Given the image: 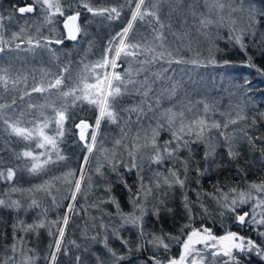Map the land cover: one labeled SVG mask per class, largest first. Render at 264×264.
I'll use <instances>...</instances> for the list:
<instances>
[{"label":"trees","instance_id":"trees-1","mask_svg":"<svg viewBox=\"0 0 264 264\" xmlns=\"http://www.w3.org/2000/svg\"><path fill=\"white\" fill-rule=\"evenodd\" d=\"M221 2L225 5L223 10L217 8L209 10L205 0L161 2L159 15L165 26L164 49H160L158 42L153 39L155 36L153 27L158 29L159 25L155 24L151 17L135 22L133 30L129 33L130 43H148L156 47L157 51H171L173 60L189 61L180 64L173 62L169 65L167 60H157L145 66V71L140 74L139 79L143 80L147 76L150 83L155 81L150 99L154 100L155 97L163 94L162 103L158 106L155 115L158 116L164 109L174 107L177 112L181 110L185 112V122L199 117L206 119L209 124L214 122L220 124V128H212L206 133L212 140L210 145L215 146V152L210 159L206 160L204 157L205 142L192 143L191 151L182 148L177 153L175 167L180 169L181 178H184V172L179 161H190L186 185L181 188L179 185L169 187L164 183V177L167 176L168 169L173 167V161L165 160L162 164L153 163L150 158L151 148L142 149L139 152L137 159V163L141 165L139 169L128 167L130 164L128 151L137 133L140 139L136 142L143 144L144 130L149 129L150 125L153 128L156 127L152 112H149L139 124L135 122V115L131 118L132 123H128V113L123 109L139 103L141 99L139 96L125 95L120 98L117 104V109L120 110L119 121L115 124L107 120L102 121L97 147L89 155L83 142L79 140V130L75 128V124L79 123L80 119H87L94 125L97 110L86 102H77L75 106H72V98L65 101L61 95L63 91L73 88L82 76L89 75L83 72L84 66H91L100 60L109 46V41L128 22L131 11L127 0H90L91 6L98 9L123 5L121 17L112 21L107 19L106 14L94 16L89 13L82 7L80 0H63L64 15L56 14L51 23L45 21L44 17L47 13L38 5L34 13L19 14L15 11L18 6L23 3H33V0H0V16L4 17L0 21L3 24V28H0V49H2L0 54H3L0 57V69L4 72L0 74H6L9 77L7 91L0 83V103L11 104L15 100V105L7 110V115L13 120L18 119L20 127L29 129L38 127L44 118L48 117L49 127L45 129V132L48 135H55V113L49 105L54 104L56 108H62L67 103L69 106V119L64 125L65 135L58 140L57 144L60 154L66 159L49 164L38 173L28 171L32 161L21 154L25 150L33 151L37 156L45 153L42 158L46 159L47 149L37 147L41 141L36 137L26 140L16 136L0 121V169L5 172V175L9 167L15 171L12 181L0 179V198L6 201L5 205H0V264H4L5 257L11 254L6 249L13 243V224L23 221L24 225H27L39 223L41 220L45 221V227L30 232L17 228L16 234L24 238L25 248L33 250L31 254L36 256V264H49L52 250L50 245L54 247V236L58 235L57 226L52 222L56 221L63 226L65 214L69 215V222L65 226L63 248L57 257L58 264H77V256L81 258L80 264H97V255L102 257L104 264H140L142 261H148L154 251L146 249L147 244L139 237L135 227L122 225L116 206L110 201L111 197H114L123 212L127 213L132 211L129 197L135 196L141 182L152 186L154 196L151 195L144 201L145 231L160 233L163 230L176 235L179 234L180 225L188 221V212L184 207L185 195L194 220L200 218L199 220L202 221L196 220L193 225L201 226V223L207 221L204 213H210L214 219L218 216L219 205L213 199V195H210L216 194L217 185L227 192L232 187L247 190L249 184L264 181V139H261L264 138V15H261L264 13V0H221ZM233 8L237 11L232 12ZM77 11L80 12L78 24L81 26V31L78 39L70 41L64 37L61 22L67 13L75 14ZM202 18L211 20L214 25L211 23L207 26L202 25L200 23ZM233 20L236 21L235 24L232 23ZM115 24L117 26L119 24L120 27ZM22 27L25 29L23 32H21ZM241 29H244L243 43L246 46L243 49L235 39H230L232 36L241 35ZM12 30L19 35L14 38L13 33L11 34ZM24 33L32 35L33 39V53H27L26 56L17 53V45L25 48L21 45L26 41L23 39ZM83 33H86V36ZM173 33L181 38L177 39ZM56 39H60L62 43L56 44ZM36 41H39V45ZM53 50L57 55L56 58L44 60L42 51L45 54H52ZM144 59H151V56L140 55L137 60L122 56L116 70L123 73L124 69L130 65L133 69L139 68L138 61ZM193 59H196L198 63H190ZM209 60H214L215 63H210ZM16 64H19L21 68ZM231 65L237 67L234 74L227 75V79L217 77L223 71V66ZM188 67L192 71L187 77ZM64 68H68V72L64 73V82L59 89L43 93L32 91L34 86L45 87L49 80L54 81ZM34 70H36L35 73ZM29 72H31L30 75H28ZM24 73L29 83L25 76L23 77ZM157 74H161L160 79H157ZM41 75L43 78L46 76L45 82ZM101 75H103L102 72ZM199 75H205V80H201V83L206 85L205 89L202 84H198ZM30 78L41 81V85L36 79ZM13 80H17L18 83L13 85L11 83ZM245 80L248 83H245ZM88 82H95L93 75H89ZM42 83H45V86ZM173 84L176 85L175 95H171L170 92ZM242 86H248L249 94ZM223 87L226 88L227 97H221ZM165 89L169 91L165 92ZM202 97L206 98L202 102L203 106L200 104ZM29 104L36 107L29 108ZM231 104L237 106L236 114L231 112ZM41 105L44 107H40ZM205 105L209 108L207 113H205ZM238 116H243L244 119L240 120ZM232 120L237 122L230 123ZM225 124L228 125L227 128L224 127ZM178 126L179 122H177ZM222 132L228 139L221 135ZM124 133L127 135L125 136ZM248 137L253 138L251 143ZM170 138L171 133L165 127L159 134L158 143L163 144ZM117 139H123V145L128 147L116 146ZM190 139L195 140V137ZM229 146L238 153L235 158L229 157ZM104 149L108 150L107 158ZM113 152L116 153V161H123L116 164L115 171L109 163ZM51 155L55 160V153L52 152ZM85 155H89L87 163L84 160ZM81 166L85 169V180L82 182L81 193L77 195L75 201H72L69 189L74 185L70 186L63 179L54 178L62 177L69 170L75 172L74 178H79ZM197 167L203 173L202 175L196 172ZM97 168H100V172H97ZM157 173L162 175L157 177ZM88 177H91V188H89ZM157 180L160 182L158 189L155 188ZM46 181L49 184H45ZM38 185H45L44 190H37ZM13 188L17 190L12 191ZM160 199L164 200V204L161 205L159 219H157L153 215V210ZM13 200L19 201L21 206L8 207L7 205ZM32 200H36L39 207H29ZM69 203L74 204L71 212L68 210ZM168 209L172 211L169 212ZM224 215L227 216V213ZM224 215L220 216L219 213V219H225ZM102 224L107 227H101ZM212 225L215 227L213 223ZM238 227L239 225L237 226L235 222L229 224L231 230L247 235L246 231H241L237 229ZM261 228L264 230V226ZM113 230L118 231L119 238ZM215 230L217 232L219 228ZM50 232L53 235H50ZM93 237L96 239L93 240ZM105 237H107L108 247L112 248L117 256H123V260L114 261L104 247ZM122 239L129 242L127 246L121 242ZM137 245H143V247L137 251ZM173 245L174 248L169 254H164L161 250L160 254L166 257L174 256L173 251L175 249L179 251V245L175 243ZM94 253L96 255H93ZM236 255L243 256L240 258L242 264H253L252 261H245L244 258L250 260L256 258L244 253ZM132 258L135 259L131 260ZM261 262L264 264L262 260Z\"/></svg>","mask_w":264,"mask_h":264},{"label":"snow or ice","instance_id":"snow-or-ice-1","mask_svg":"<svg viewBox=\"0 0 264 264\" xmlns=\"http://www.w3.org/2000/svg\"><path fill=\"white\" fill-rule=\"evenodd\" d=\"M161 2H168V0H156V2H151V0H127L129 10L131 11V17L128 20V23L123 27L119 32L116 33L114 37L109 41V46L105 49V52L102 58L96 61L91 66L85 65L83 72L93 75L95 82L89 83V75H84L79 80V82L70 90L63 91L61 93L62 97L67 101L68 98H72V106H75L77 102L94 106L97 110V115L95 118V123L90 124L87 119H80L79 123L75 124V128L79 130V140L83 142L84 147L87 149V153L90 155L94 152V149L97 147L98 141V132L101 126L102 121L107 120L111 123H117L120 119V110L117 109V104L120 102V98L125 95H136L141 99L139 103H134L124 108L123 111L128 113V123H132V116H136V123H140L142 119L146 118L149 112L154 114V119L156 122V127L149 126V129L144 130L143 144H139L140 139L139 133L134 138V142L131 145V149L128 151V157L130 164L128 167L139 169L140 164L137 163L138 154L142 149L151 148L152 155L151 160L153 163L160 164L165 160L171 159L173 161V167L168 169V175L164 177V183L169 187L173 185H179L181 188H184L187 181V175L190 171L189 160L179 161L183 167L184 178H181L180 169L175 167L177 163V153L182 148H187L191 151L190 144L196 143L198 141L203 142L205 139L206 133L212 128H220V124L211 123L209 124L204 118H196L186 121L185 112L183 110L177 112L174 107L164 109L160 115L156 116L155 112L157 111L158 106L161 105L163 94L155 97L154 100L150 99L154 90L155 81L151 83L146 76L143 80L139 79L141 73L145 71V66L156 62L157 60H167L169 65L173 62L187 63L183 59L173 60V53L171 51H157L156 47L149 45L148 43H130L129 42V33L133 30L134 24L137 21H144L148 17L154 19L155 24L159 25V28L153 27L155 33L154 41L158 42L159 48H165V36L163 34L164 24L160 20L159 15V5ZM179 2V0H177ZM80 3L84 9L89 13L95 15H107L109 21L117 20L121 17V11L123 5L117 7H105V8H94L91 6L90 0H80ZM206 7L211 10L212 8H217L223 10L225 5L221 0H205ZM39 6L47 15L44 17L45 21L51 23L56 14L64 15L63 0H33V3L26 4V6L19 7L15 9L20 14L25 13H34L36 6ZM134 5V7H132ZM71 7V5H69ZM79 6V5H78ZM237 11L233 8L232 12ZM255 11L254 9L252 10ZM195 15V12H193ZM264 15V13H261ZM80 16V12L77 11L75 14L67 17L64 27L68 29L69 38L72 40L77 39V33L81 31V28L76 25V21ZM11 15L9 19H11ZM4 19L3 16H0V21ZM254 19V17H253ZM69 22H72V27H69ZM211 20L202 18L200 23L204 26L211 23ZM233 24L236 23L235 20L232 21ZM151 26V24H150ZM170 27V26H169ZM0 28H3V24L0 23ZM25 29L21 28V32ZM235 31V29H232ZM241 35H235L230 37V39H235L236 43L240 45L243 49L246 46L243 43V33L244 29H241ZM19 33H13V37L18 36ZM173 35L177 36V39L181 37L176 33ZM118 41V43H117ZM28 43L31 45L33 39L28 38ZM39 45V41H36ZM56 44L62 43L60 39L55 40ZM19 47V45H17ZM2 51V49H0ZM140 55L151 56V59L139 60L140 67L133 69L130 65L127 69H124L123 73L117 71L119 67L118 61L121 57H131L133 60H137ZM211 55V50H210ZM251 58H249L250 60ZM210 63H215L214 60H209ZM192 64H197L198 61L193 59L190 61ZM227 63V61L225 62ZM249 66L254 67V65L249 64ZM111 69V71H109ZM257 71H261L257 69ZM4 70L0 69V73H3ZM68 72V68H64L59 76L54 81H49L47 88L44 87H34L33 92L43 93L52 89H59L64 82V73ZM101 72L103 75H101ZM161 74H157V79H160ZM0 83L4 85L5 91H7L9 77L6 74H0ZM13 85L18 83L17 80L11 81ZM245 83H248L245 80ZM165 92L169 91L168 89L164 90ZM176 85L173 84L170 89L171 95H175ZM171 98V97H169ZM15 105V100L11 104H2L0 103V121L6 126L7 130H10L11 133L15 134L18 137L23 139H32L36 137L41 142L37 145L38 148H46L48 151L47 158L44 159L45 153H41L39 156L34 155L33 151L25 150L22 152L24 158H30L32 163L31 167L28 169L30 173H38L44 170L49 164L58 163L66 159L65 156L60 154V150L57 146L58 140L65 135V121L69 119L68 115V104L65 103L62 108H56L53 105L52 107L55 116V125H56V134L48 135L45 132V129L49 127V118L45 117L43 122H41L38 127L29 129L27 127H20V121L13 120L11 116L7 115V110ZM155 105V107H154ZM36 105L29 104V108H35ZM40 107H44L41 105ZM209 110L208 105H205V113ZM238 119L243 120V116H238ZM177 122L179 126L177 127ZM237 121L232 120L230 123L235 124ZM227 124L224 125L227 128ZM167 128L171 133V138L167 141H164L163 144L158 143V137L161 131ZM123 132V129L121 130ZM150 131V135H149ZM126 136L127 133H124ZM222 136H225V139H228L225 133H221ZM247 136V133L245 132ZM195 137V140H191V137ZM249 142H252L251 137H248ZM264 139V138H261ZM116 146L123 145V139H117L115 141ZM174 145V146H173ZM128 147L127 145H123ZM107 158V149L103 150ZM55 153L56 159H52L51 153ZM215 152L214 145H206V151L204 157L207 158ZM89 155L84 156L85 163L89 160ZM229 157L235 158L238 153H236L231 146L228 149ZM116 153H112V158L109 159V163L112 164L113 170H116L117 163H123V161L115 160ZM141 160L142 157H139ZM97 172H100V168H97ZM198 174H203L199 167L196 168ZM15 175L13 168L9 167L7 169L6 175L5 172L0 169V179H6L7 181H12ZM157 177L161 176V173L156 174ZM75 172L69 170L63 174L62 177H55L54 179H63L67 184L74 185V188L69 189V194L71 200L75 201L77 195L82 191V182L85 180V169L84 166H81L79 178H74ZM89 188H91V177H88ZM49 184V182H45ZM37 190H44L45 185L36 186ZM160 187L159 180L155 183V188ZM17 189L13 188L12 191ZM31 191V189H29ZM131 192V189H129ZM153 194V187L144 185L141 182L140 188L137 190L135 196H130L129 200L132 204V211L123 212L120 208L119 202L111 197L110 201L115 204L117 209V214L119 215L122 225H131L138 230V235L141 239L145 241L146 244L151 245L155 251L149 257L148 261H142L141 264H220V261H223V264H240V261L237 259V253L250 254L255 252L262 260H264V246L258 244L255 240L250 237H244L239 235L234 231H226L224 235H214L212 229L201 225L199 228L193 225L194 215L192 209L189 206L188 198L185 195L184 197V207L188 212V221L180 225L178 229L179 234L166 233L161 230L160 233L156 232H146L144 225V217L146 215V207L144 201L147 200L149 196ZM213 195V199L216 200V203L221 206L224 210L221 212L223 216L225 212L237 213V208L240 205H245L252 203V211L244 212L241 214H236V220L244 225L246 223H251L259 229V227L264 226V181L259 183H251L248 185L247 190H240L238 187H232L227 192L223 190L219 185L216 187V194ZM6 201L0 198V205H5ZM164 204V200H158V203L154 207L153 215L159 219L161 205ZM8 207L19 208L21 205L19 201H11ZM39 207L36 200H32L29 207ZM97 206L98 205H94ZM203 207V204H201ZM74 208L73 203L68 204V210L71 212ZM259 210V211H258ZM171 212V209H168ZM207 212V209H205ZM139 213V214H137ZM259 216V218H257ZM246 217L250 219L246 221ZM69 222V215L65 214L63 217V226H60L56 221L52 223L57 226L58 235L54 236V247L50 245L52 249L50 252L49 264H58L57 257L60 251L63 248V238L65 236V226ZM45 221L41 220L39 223H32L24 225L23 221L18 224H13V243L7 246V251L10 252V255H7L4 259V264H36V256L32 255V249L25 248L24 238L18 237L16 234L17 228H20L24 232L34 231L39 228L45 227ZM101 227L106 228V225H101ZM114 234L119 238L117 230H113ZM53 235V233H49ZM259 236H264V231H258ZM93 240L96 238L93 237ZM123 244L128 245L127 240H121ZM173 243L178 244L180 251L179 256L168 255L166 258L164 255L160 254V250H163V253H169ZM19 245V246H18ZM104 247L107 249L108 253L114 258V261L123 260V256H117L116 252L108 247L107 237L104 239ZM143 245H137V251H139ZM67 250L65 249V252ZM93 255H96L95 253ZM209 257L211 259H209ZM226 258V259H225ZM80 257H76L77 264H80ZM97 264H104V260L100 256H96Z\"/></svg>","mask_w":264,"mask_h":264},{"label":"rangeland","instance_id":"rangeland-1","mask_svg":"<svg viewBox=\"0 0 264 264\" xmlns=\"http://www.w3.org/2000/svg\"><path fill=\"white\" fill-rule=\"evenodd\" d=\"M23 4H25V3H23ZM18 12V11H17ZM19 13V12H18ZM20 14V13H19ZM12 19V18H11ZM10 19V20H11ZM216 22V21H215ZM128 23V22H127ZM127 23H125V26L127 25ZM61 24H62V22H61ZM211 24L212 25H214V22H211ZM77 25L81 28V26L78 24V19H77ZM124 26V27H125ZM221 26V25H220ZM219 26V27H220ZM46 29V28H45ZM80 33V32H79ZM79 33L77 34V39L79 38L78 36H79ZM84 34V36H86V33H83ZM24 40H26L25 41V43L24 44H21V45H23V46H25V48H23V47H21V46H19V47H17V53L18 54H20V53H22L23 54V56L25 55L26 56V54L27 53H33V43L31 44V45H29V43H28V38L29 37H32V35L30 36V34H28V33H24ZM67 40H70V41H74V40H72V39H70L69 37L68 38H66ZM118 43V42H117ZM40 49H42V47H40ZM43 52V59L44 60H49V59H52V58H56V54H54V50H53V53L52 54H48V53H46L45 54V52L44 51H42ZM17 55V54H16ZM41 55V54H40ZM52 55V56H51ZM3 56V54L1 55L0 54V57H2ZM39 56V55H38ZM42 58V57H41ZM192 67H193V65H191ZM223 71H221L220 73H219V75L217 76V77H219V78H223V79H227V75H229V74H234L233 72H236V70H237V67H232V65L231 66H227V67H224L223 66ZM240 70H241V68H240ZM109 71H111V69H109ZM187 72V77H188V75H190L191 74V71H192V69H190V67H188V69L186 70ZM202 73V72H201ZM257 79H260V78H257ZM201 80H205V75H199V78H198V84L200 83V84H202L201 83ZM203 85V84H202ZM204 86V89H205V87H206V85H203ZM213 86V85H212ZM242 88H244V89H246V91H248V94H249V90H248V86H242ZM222 91V92H221ZM221 97H227V95H225L226 94V88L225 87H223L222 89H221ZM228 93V92H227ZM229 95H230V93H228ZM221 97H219V98H221ZM205 99L206 98H204V97H202V99H201V105L203 106V104H202V102L203 101H205ZM232 105V104H231ZM231 112L232 113H234V114H236L237 113V106L236 105H232V108H231ZM194 137V136H193ZM198 142H200V141H198ZM203 142H205L206 143V145H210L211 144V142H212V140L211 139H209V136H205V139H204V141ZM201 143V142H200ZM211 156V155H210ZM210 156L208 157V159H210ZM169 160H171V159H169ZM171 163V162H170ZM160 164H162V163H160ZM168 175V174H167ZM73 188H74V186H73ZM153 195V194H152ZM154 196V195H153ZM252 207H253V204L250 202V203H248V204H245V205H240L238 208H237V213L238 214H242V213H244V212H251L252 211ZM203 208V207H202ZM219 209V210H218ZM217 214H218V216H217V218L216 219H214V218H212L211 216V214L209 213H204L206 216H205V218L207 219V221H206V223H201L200 225H205V226H207V227H209V228H211L212 229V232H213V234L214 235H217V236H220V235H224L225 234V232L226 231H233V230H231L230 228H229V224H232V223H237V226L239 225V227L237 228V229H242V230H244V231H246L247 233V235H244V234H240L239 233V235H241V236H246V237H250V238H252L253 239V237H256V238H258L257 240V243L258 244H260V245H262V246H264V236H259L258 235V231H264L261 227L258 229L257 228V226H255V225H253V224H251V223H246V224H244V225H241L237 220H236V214L237 213H232V212H225V213H227V216H225L224 215V217H225V219H219V213H220V216H222L221 215V212L222 211H224L222 208H221V206L219 205L218 206V208H217ZM259 211V210H258ZM257 218H259V216H257ZM200 218H198V219H195L194 221H193V223L196 221V220H199ZM209 219V220H208ZM250 218L249 217H246V221L247 220H249ZM213 221H216V222H213ZM199 222H202L201 220H199ZM215 225V227L212 225V223ZM195 227H200V226H195ZM217 228H219V230L216 232V230L215 229H217ZM235 232V231H234ZM249 232H251L250 234H252V235H250L249 234ZM256 238H254L253 240H256ZM174 244V243H173ZM174 248V245L172 246V248L171 249H173ZM178 248H179V246H178ZM146 249H149V250H151V251H155V249L151 246V245H146ZM161 251L163 252V250L161 249ZM179 251H180V248H179ZM179 251L178 250H174L173 252H174V256H176V257H178L179 256ZM164 254H169V253H164ZM243 254V253H242ZM250 255H252V257L254 256V257H256V258H254L253 260H250L249 258H247V259H249V260H247V259H245L244 258V260L245 261H252L254 264H261L262 262H261V258H260V256H258L255 252H252V253H250ZM165 257H166V255H164ZM243 257V256H242ZM241 256H237V259L240 261V264H242L241 262H242V260L240 259V258H242ZM249 257V256H248ZM135 258H132L131 260H134ZM226 259V258H225ZM260 259V260H259ZM125 261V260H124ZM135 261H137V260H135ZM263 262H264V260H262ZM141 264V263H140ZM220 264H223V261L221 260L220 261ZM249 264V263H248Z\"/></svg>","mask_w":264,"mask_h":264},{"label":"bare ground","instance_id":"bare-ground-1","mask_svg":"<svg viewBox=\"0 0 264 264\" xmlns=\"http://www.w3.org/2000/svg\"><path fill=\"white\" fill-rule=\"evenodd\" d=\"M110 24H111V23H110ZM113 25H114V24H113ZM115 25H116V24H115ZM111 26H112V24H111ZM116 26H117V25H116ZM118 26H119V24H118ZM118 26H117V27H118ZM117 27H116V28H117ZM119 27H120V26H119ZM111 29H112V27H111ZM12 31H13V30H12ZM12 31H11V34L14 33V31H13V32H12ZM19 64H20V63H19ZM19 64H18V65H19ZM21 64H22V63H21ZM16 65H17V64H16ZM18 65H17V66H18ZM22 65H23V64H22ZM19 66H20V65H19ZM28 67H29V66H28ZM17 68H18V67H17ZM17 68H16V69H17ZM20 68H21V66H20ZM24 68H25V67H24ZM26 68H27V67H26ZM22 69H23V67H22ZM32 69H33V68H32ZM18 70H20V69H18ZM28 70H29V68H28ZM21 71H22V70H21ZM26 71H27V70H26ZM30 71H31V67H30ZM35 71H36V70H34V73H35ZM22 72H23V71H22ZM22 72H21V73H22ZM25 73L27 74V72H25ZM25 73H24L23 77L25 76ZM30 73H31V72H29L28 75H30ZM42 73H43V72H42ZM36 74H37V77H38V73H37V72H36ZM36 74H35V77H36ZM39 74H40V72H39ZM45 74H46V72L44 73V75H45ZM42 75H43V74H42ZM42 75H41V76H42ZM31 76H32V75H31ZM49 76H50V75H48V77H49ZM28 77H29V76H28ZM32 77H33V76H32ZM39 77H40V75H39ZM45 77H46V76H44V78H43V76H42L43 80L45 79ZM48 77H47V78H48ZM25 79H27V75L25 76ZM25 79H24V80H25ZM30 79H32V78H30ZM34 79H36V78H34ZM34 79H32V80H34ZM36 80H37V79H36ZM36 80H35V81H36ZM40 80H41V78H40ZM43 80H42V81H43ZM25 81H26V80H25ZM30 81H31V80H30ZM37 81L39 82V80H37ZM45 81H46V80H44V82H45ZM47 81H48V80H47ZM49 81H50V80H49ZM27 82H28V79H27ZM25 83H26V82H25ZM28 83H29V82H28ZM39 83H40L39 85H41V81H40ZM42 84H43V83H42ZM28 85H29V84H28ZM33 85H34V84H33ZM33 85H31V87H32ZM37 85H38V84H37ZM43 86H45V83L43 84ZM46 86H47V84H46ZM46 86H45V87H46ZM34 87H35V86H34ZM34 87H33V88H34ZM40 87H42V86H40ZM45 87H44V88H45ZM14 90H15V89H14ZM241 231H242V229H241ZM241 231H240V232H241ZM245 234H246V233H245ZM249 234H250V233H249ZM244 237H246V236H244ZM250 237H251V236H250ZM255 238H256V237H255ZM251 239H252V238H251ZM253 239H254V238H253ZM257 239H258V238H256V240H255L256 242L258 241ZM259 260H260V259H259Z\"/></svg>","mask_w":264,"mask_h":264},{"label":"water","instance_id":"water-1","mask_svg":"<svg viewBox=\"0 0 264 264\" xmlns=\"http://www.w3.org/2000/svg\"><path fill=\"white\" fill-rule=\"evenodd\" d=\"M26 4H30V3H25V4L21 5V6H18V8H19V7L26 6ZM18 8H17V9H18ZM73 14H74V13H67V15H65V17H64L63 20H62V27H63V30H64V37H66V38H68L69 35H68V29L64 27V25H65V21L67 20V17H68V16L73 15ZM75 23H76V25H77V21H76ZM69 27H72V22H69ZM77 34H78V33H77ZM77 34H76V35H77ZM242 214H243V213H242ZM242 214H241V215H242Z\"/></svg>","mask_w":264,"mask_h":264},{"label":"flooded vegetation","instance_id":"flooded-vegetation-1","mask_svg":"<svg viewBox=\"0 0 264 264\" xmlns=\"http://www.w3.org/2000/svg\"><path fill=\"white\" fill-rule=\"evenodd\" d=\"M254 264V263H253Z\"/></svg>","mask_w":264,"mask_h":264}]
</instances>
